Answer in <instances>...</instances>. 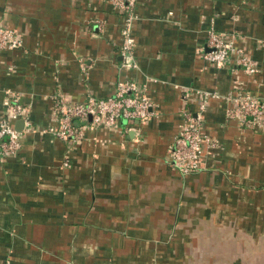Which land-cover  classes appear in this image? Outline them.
Here are the masks:
<instances>
[{
    "label": "crops",
    "instance_id": "0c3cea01",
    "mask_svg": "<svg viewBox=\"0 0 264 264\" xmlns=\"http://www.w3.org/2000/svg\"><path fill=\"white\" fill-rule=\"evenodd\" d=\"M134 11L126 68L110 0H0V24L22 36L0 50V115L16 99L33 127L0 154V263L264 264V120L241 130L225 115L237 88L264 97V0H136ZM209 31L238 50L223 65L202 57ZM124 78L149 99L146 120L86 127L73 144L41 131L56 98L107 97ZM203 93L217 145L182 175L168 148Z\"/></svg>",
    "mask_w": 264,
    "mask_h": 264
},
{
    "label": "built area",
    "instance_id": "2783aa9c",
    "mask_svg": "<svg viewBox=\"0 0 264 264\" xmlns=\"http://www.w3.org/2000/svg\"><path fill=\"white\" fill-rule=\"evenodd\" d=\"M136 0H110L113 8L123 16L120 30L119 55L121 66L135 67L133 57L134 38L132 24L135 18ZM103 24L98 23L102 31ZM22 46L21 34L13 28L0 24V50H11ZM206 49L202 57L212 65H223L229 61L231 52L236 50L231 38L224 33L209 31ZM247 72L254 70V66L245 57L237 60ZM209 93L200 97L198 111L184 110L178 132L168 148L167 164L186 175L196 173L205 168L204 159L217 145V141L206 135L202 129V117ZM226 99L231 105L225 109V115L233 118L241 130H259L264 120V97L254 95L243 88H237ZM150 101L145 97L138 85L128 79L116 82L113 93L107 97L88 95L81 102L68 103L62 98H56L53 106L54 124L41 129L53 136L69 143H78L83 139V130L89 128L119 129L123 121L127 125L134 121L142 122L150 115ZM24 120L23 128L32 130L26 109L16 99L7 107V111L0 115V154L10 156L20 149V136L22 130L15 128V121ZM2 264V263H0ZM3 264H8L7 261Z\"/></svg>",
    "mask_w": 264,
    "mask_h": 264
},
{
    "label": "water",
    "instance_id": "95a60500",
    "mask_svg": "<svg viewBox=\"0 0 264 264\" xmlns=\"http://www.w3.org/2000/svg\"><path fill=\"white\" fill-rule=\"evenodd\" d=\"M23 125H24V120L23 119H19V120H17L16 122H15V128L17 129V130H22V128H23Z\"/></svg>",
    "mask_w": 264,
    "mask_h": 264
}]
</instances>
